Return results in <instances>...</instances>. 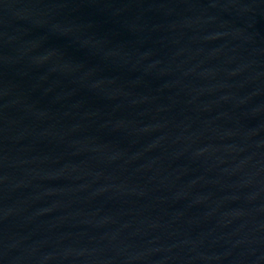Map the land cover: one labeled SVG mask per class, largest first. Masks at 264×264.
I'll return each mask as SVG.
<instances>
[{"label": "water", "instance_id": "95a60500", "mask_svg": "<svg viewBox=\"0 0 264 264\" xmlns=\"http://www.w3.org/2000/svg\"><path fill=\"white\" fill-rule=\"evenodd\" d=\"M0 264H264V0H0Z\"/></svg>", "mask_w": 264, "mask_h": 264}]
</instances>
